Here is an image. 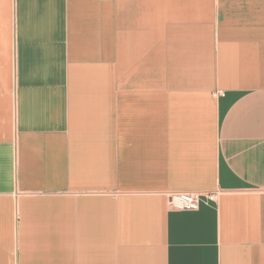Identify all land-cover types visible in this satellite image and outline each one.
Masks as SVG:
<instances>
[{"label":"crops","instance_id":"obj_1","mask_svg":"<svg viewBox=\"0 0 264 264\" xmlns=\"http://www.w3.org/2000/svg\"><path fill=\"white\" fill-rule=\"evenodd\" d=\"M0 264H264V0H0Z\"/></svg>","mask_w":264,"mask_h":264},{"label":"built area","instance_id":"obj_2","mask_svg":"<svg viewBox=\"0 0 264 264\" xmlns=\"http://www.w3.org/2000/svg\"><path fill=\"white\" fill-rule=\"evenodd\" d=\"M168 207L175 210L192 211L196 210L199 206L201 198L208 200H216L217 193L201 194L190 192H179L166 194Z\"/></svg>","mask_w":264,"mask_h":264}]
</instances>
